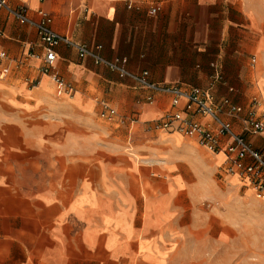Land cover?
Returning a JSON list of instances; mask_svg holds the SVG:
<instances>
[{
  "label": "crops",
  "instance_id": "0c3cea01",
  "mask_svg": "<svg viewBox=\"0 0 264 264\" xmlns=\"http://www.w3.org/2000/svg\"><path fill=\"white\" fill-rule=\"evenodd\" d=\"M7 1L152 82L210 89L217 104L264 102V0ZM55 52L50 74L64 83L41 72L36 29L0 11V264H229L245 222L212 206L246 186L224 172L225 152L155 128L168 95L66 45ZM244 116L225 118L264 152Z\"/></svg>",
  "mask_w": 264,
  "mask_h": 264
},
{
  "label": "built area",
  "instance_id": "2783aa9c",
  "mask_svg": "<svg viewBox=\"0 0 264 264\" xmlns=\"http://www.w3.org/2000/svg\"><path fill=\"white\" fill-rule=\"evenodd\" d=\"M0 11H5L18 21L36 29L46 49L44 65L40 69L43 74H50V67L57 56L55 47L66 45L75 49L81 58H90L94 63L103 65L120 76L131 78L142 87L168 95L171 109L158 121L155 128L194 137L201 146L212 153L224 151L226 154L224 172L237 175L244 186L254 190L258 198H264V152L255 148L244 133L235 132L231 122L225 118V115L236 117L245 112L243 118L245 131L262 133L264 132V102L254 98L245 109L235 105L228 98L223 99L221 104H217L215 95L210 89L152 82L148 71L132 73L125 67L122 59L104 57L101 54L102 45L90 47L57 32L53 28L52 16L43 10L38 11V18L35 19L29 15L25 6L13 7L7 0H0ZM152 11H157L156 6ZM28 56L32 57L34 54L30 52ZM8 72L9 68H3L1 76H5ZM50 75L54 81L64 83L61 77L55 74ZM66 87L71 90L70 84H66ZM116 115L117 111L114 108L105 102L102 104V118L112 120ZM198 117H205L208 121L202 123ZM224 138H227V143H224Z\"/></svg>",
  "mask_w": 264,
  "mask_h": 264
},
{
  "label": "rangeland",
  "instance_id": "374dc122",
  "mask_svg": "<svg viewBox=\"0 0 264 264\" xmlns=\"http://www.w3.org/2000/svg\"><path fill=\"white\" fill-rule=\"evenodd\" d=\"M258 64L260 62L257 61ZM256 69L261 71L259 67ZM236 178L239 183L240 179L238 176ZM224 183L231 186L227 180ZM237 187L235 192L234 188L230 189V194L224 203L220 197L218 202L212 206L215 215H219L222 208L224 210L229 208L235 216L239 215L245 222L247 233L245 245H234L240 246V249L232 250L233 252L224 258L228 259L229 264H264V198H258L254 191L249 188L247 190L240 183ZM242 200H245V203L240 202ZM238 243L236 241L235 244Z\"/></svg>",
  "mask_w": 264,
  "mask_h": 264
}]
</instances>
